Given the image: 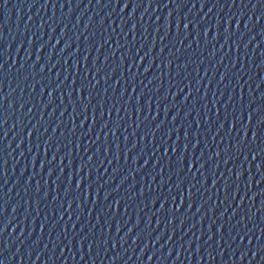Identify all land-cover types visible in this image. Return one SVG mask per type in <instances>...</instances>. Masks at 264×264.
Masks as SVG:
<instances>
[{"label": "water", "instance_id": "95a60500", "mask_svg": "<svg viewBox=\"0 0 264 264\" xmlns=\"http://www.w3.org/2000/svg\"><path fill=\"white\" fill-rule=\"evenodd\" d=\"M0 64V264H196L264 192V0H0Z\"/></svg>", "mask_w": 264, "mask_h": 264}, {"label": "snow or ice", "instance_id": "6c2138e0", "mask_svg": "<svg viewBox=\"0 0 264 264\" xmlns=\"http://www.w3.org/2000/svg\"><path fill=\"white\" fill-rule=\"evenodd\" d=\"M116 3H117V5L119 6L120 0H116ZM234 4H235V0H233V5H234ZM149 6H151V5H149ZM127 7H128V3L126 2V3H124V8L126 9ZM227 23H228L229 26H230V25H231V20H229ZM185 27L187 28V25H185ZM237 27H239V25H237ZM2 69H3V65L0 64V70H2ZM84 91H85V89H84L83 87H81V89H80V102H79V103H80V105L83 106V111H82L81 114L84 115L85 117H87V113H88V110H89V105H90V102H91V90H89V92H88V96H89V104H84V95H83V94H84ZM70 95H71V93H70ZM260 113H264V107H261V108H258V109H257V114H260ZM109 115H110V114H109ZM101 118H103V117H101ZM251 119H252V117H251V115H250V116L248 117L249 123H251ZM92 122H93V124L96 123V119H95V110H93ZM261 123L264 124V120H262ZM107 127H108V125L105 124V125H104V128H107ZM221 127H223V125H222ZM232 128H233V130L235 129V121H233ZM258 134H259V131H257V133H256L255 135H253V137H252V141H253V143L256 142V139H257V135H258ZM247 136H248V133H247V131H245V132H244L245 142L247 141ZM239 148H240V145L237 144V149L239 150ZM165 155H167V153H165ZM217 155H219V153H217ZM53 159H55V157H53ZM252 159L255 160L256 157L253 156ZM262 166H264V165H258V167H262ZM194 167H195V163H193V164L190 166L189 171H191L192 168H194ZM200 167H201V168L204 167V164H200ZM77 187H78V190H79V186H77ZM90 187H91V186H89V188H90ZM193 187H195V186H193ZM191 193H192V189L189 188V189H188V197H189V200H190L191 197H192Z\"/></svg>", "mask_w": 264, "mask_h": 264}]
</instances>
